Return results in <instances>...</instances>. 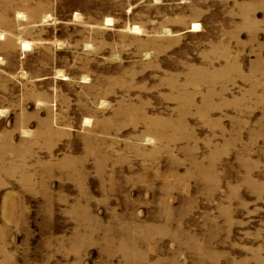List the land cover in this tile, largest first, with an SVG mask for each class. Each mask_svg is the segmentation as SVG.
Returning a JSON list of instances; mask_svg holds the SVG:
<instances>
[{
  "label": "rangeland",
  "instance_id": "374dc122",
  "mask_svg": "<svg viewBox=\"0 0 264 264\" xmlns=\"http://www.w3.org/2000/svg\"><path fill=\"white\" fill-rule=\"evenodd\" d=\"M0 264H264V0H0Z\"/></svg>",
  "mask_w": 264,
  "mask_h": 264
}]
</instances>
